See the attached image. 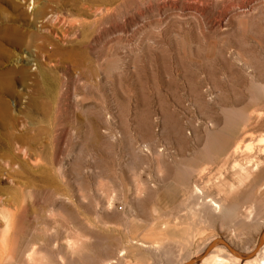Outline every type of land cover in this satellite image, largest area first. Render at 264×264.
Listing matches in <instances>:
<instances>
[{
    "label": "rangeland",
    "instance_id": "rangeland-1",
    "mask_svg": "<svg viewBox=\"0 0 264 264\" xmlns=\"http://www.w3.org/2000/svg\"><path fill=\"white\" fill-rule=\"evenodd\" d=\"M262 138L264 0H0V233L17 210L19 264L32 246L35 264L251 251ZM195 182L221 213L189 215Z\"/></svg>",
    "mask_w": 264,
    "mask_h": 264
},
{
    "label": "bare ground",
    "instance_id": "bare-ground-1",
    "mask_svg": "<svg viewBox=\"0 0 264 264\" xmlns=\"http://www.w3.org/2000/svg\"><path fill=\"white\" fill-rule=\"evenodd\" d=\"M204 2V1H203ZM209 2V0H208ZM212 3V2H211ZM197 8V7H196ZM195 8V9H196ZM233 9V8H232ZM100 11V10H99ZM233 11V10H232ZM52 15H48L47 19L52 18ZM69 23V22H68ZM81 25V24H80ZM66 36V35H65ZM225 118V117H224ZM238 119V118H237ZM227 120V119H226ZM235 120V119H234ZM234 120L231 122H234ZM107 122V121H106ZM227 122V121H226ZM225 122V123H226ZM236 123V122H235ZM239 123V122H237ZM198 125V124H197ZM213 125V124H211ZM225 125V124H224ZM232 125V124H231ZM234 125V124H233ZM200 127V125H199ZM226 127V126H224ZM213 128V127H212ZM233 128V127H231ZM201 129V128H200ZM223 129V128H222ZM226 129V128H225ZM223 129V130H225ZM234 129V128H233ZM209 130V129H208ZM198 131V130H197ZM222 131V130H221ZM250 131V130H249ZM190 132V131H189ZM194 134V133H193ZM218 134V133H217ZM216 134V135H217ZM247 134V133H246ZM220 134H218L219 136ZM223 135V134H222ZM191 136V135H190ZM208 136V135H207ZM221 136V135H220ZM219 136V137H220ZM213 137V136H212ZM217 137V136H216ZM218 137V138H219ZM223 137V136H222ZM226 137V136H225ZM245 137V136H244ZM215 138V137H214ZM217 138V139H218ZM208 139V138H207ZM216 140V139H215ZM213 140V141H215ZM221 140V137H220ZM243 140V139H242ZM262 141L263 138L261 139ZM218 142V141H217ZM224 142V140H223ZM227 143V142H226ZM208 144H212L208 142ZM225 144V143H223ZM222 144V145H223ZM208 146V148L210 147ZM228 146V144L226 145ZM221 147V146H220ZM203 148V147H202ZM206 148V147H205ZM222 148V147H221ZM204 149L201 153L200 159L204 162H212L213 160H215L217 158L218 153H220V151H222V149ZM227 148L225 146H223V149ZM195 149V148H194ZM156 153H154L155 155ZM227 156V155H226ZM159 157V154H158ZM194 159V158H193ZM192 159V160H193ZM196 161V160H195ZM207 162V164H208ZM213 163V162H212ZM194 169V168H193ZM241 169V168H240ZM200 172V171H199ZM202 172V171H201ZM245 172V171H244ZM192 174V173H191ZM194 174H197V172H195ZM194 174H193V179H194ZM202 174V173H201ZM206 174V173H205ZM204 175V173H203ZM201 176V175H200ZM198 178H201V177ZM204 178V176H203ZM202 178V180H203ZM201 180V179H200ZM201 180V181H202ZM198 181V179H197ZM189 192V191H188ZM188 199L192 200L191 206L188 209V213L189 215H192V217L197 216L199 214H201V212H203V210L206 208V210H208V213H210L211 215H215V214H219L222 211V206L218 201L209 199L205 194H204V190L202 188V186L200 185L199 182H195L193 184H191V189H190V198L188 196ZM191 202V201H190ZM188 204V203H187ZM223 205V204H222ZM15 210V209H14ZM206 212V211H205ZM3 229L1 230V241L2 243H4V247L3 249L1 248L0 251V264H2L3 262H7L8 264H12L15 258V251H16V241L20 232V225H19V220H18V213L17 210L13 211V212H6L3 215ZM176 222V220H175ZM23 227V226H22ZM112 228V227H111ZM192 231V230H191ZM22 233V230H21ZM233 236V234H231ZM230 235V236H231ZM20 236V235H19ZM229 236V237H230ZM235 237V236H234ZM238 238V237H237ZM189 236H185V238L183 239V242L185 243L186 241H188ZM136 242V241H135ZM134 242V243H135ZM126 243V242H125ZM128 243H132L131 240L127 241L126 244ZM214 243V242H213ZM213 243L209 242L207 244V246L203 249L200 250L198 253H196V255L190 260V262L187 260H189L188 258H184L182 260L179 261H174L172 263L174 264H264V232L262 233L261 237H260V241L257 243V245L253 246V249L247 253H241L238 252L237 249H234L232 247V245H229L227 242L225 243V245L228 248V253H224V250H221V248H212ZM140 244H147L143 241H141L138 245ZM190 244V243H189ZM129 245V244H128ZM149 245H151L150 248H153V250L156 252L157 257L160 259H168L169 261H171L169 259L170 257V252L168 250H165L162 247H158L157 245L154 246L155 244L150 243ZM143 246V245H142ZM145 246V245H144ZM221 247V246H219ZM7 250V252L5 251ZM125 250V249H124ZM224 255H223V253ZM6 252V253H5ZM123 252V251H122ZM172 252V251H171ZM17 253V251H16ZM208 253L205 257V254ZM36 254L37 251L36 249L32 246L25 254V263L24 264H35V260H36ZM127 254V253H126ZM226 254V255H225ZM123 255H125L123 253ZM120 256V254H119ZM5 257V258H4ZM122 257V255H121ZM4 258V259H2ZM16 259V258H15ZM17 263L19 260H15ZM21 261V260H20ZM20 261L18 262V264L20 263ZM24 262V261H23ZM27 262V263H26ZM14 263V264H15ZM23 264V263H22ZM162 264V263H161Z\"/></svg>",
    "mask_w": 264,
    "mask_h": 264
},
{
    "label": "built area",
    "instance_id": "built-area-1",
    "mask_svg": "<svg viewBox=\"0 0 264 264\" xmlns=\"http://www.w3.org/2000/svg\"><path fill=\"white\" fill-rule=\"evenodd\" d=\"M48 15H50V13Z\"/></svg>",
    "mask_w": 264,
    "mask_h": 264
},
{
    "label": "water",
    "instance_id": "water-1",
    "mask_svg": "<svg viewBox=\"0 0 264 264\" xmlns=\"http://www.w3.org/2000/svg\"><path fill=\"white\" fill-rule=\"evenodd\" d=\"M263 232H264V230H263Z\"/></svg>",
    "mask_w": 264,
    "mask_h": 264
}]
</instances>
